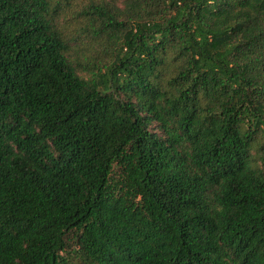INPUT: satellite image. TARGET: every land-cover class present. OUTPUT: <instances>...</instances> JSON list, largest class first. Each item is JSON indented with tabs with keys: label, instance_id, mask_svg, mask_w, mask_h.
Returning <instances> with one entry per match:
<instances>
[{
	"label": "trees",
	"instance_id": "trees-1",
	"mask_svg": "<svg viewBox=\"0 0 264 264\" xmlns=\"http://www.w3.org/2000/svg\"><path fill=\"white\" fill-rule=\"evenodd\" d=\"M0 264H264V0H0Z\"/></svg>",
	"mask_w": 264,
	"mask_h": 264
}]
</instances>
